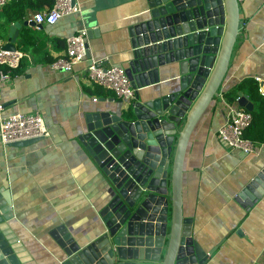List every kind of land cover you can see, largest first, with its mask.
I'll return each instance as SVG.
<instances>
[{
    "label": "crops",
    "instance_id": "1",
    "mask_svg": "<svg viewBox=\"0 0 264 264\" xmlns=\"http://www.w3.org/2000/svg\"><path fill=\"white\" fill-rule=\"evenodd\" d=\"M75 3L95 19L96 34L87 39L86 59L68 73L52 70L50 64L64 56L65 40L86 28L83 13L40 28L30 25L32 11L10 25L0 20L4 46L9 27L19 24L15 46L23 55L0 91L1 115L38 113L47 129L45 137L27 146L3 147L0 142V200L2 194L9 199L7 210L13 216L5 233L18 240L22 264H60L61 249L54 237L59 230L80 246L102 231L98 214L108 187L78 137L85 114L117 110L122 104L109 89L97 88L86 68L90 60L125 68L131 51L129 22L140 6L134 0ZM238 5L240 34L221 97L196 124L183 162V216L190 219L191 235L204 252L216 248L207 264H264V194L249 207V200L238 195L264 169V144H255L254 152L245 154L228 148L217 134L229 110L224 92L256 77L264 89V0H238ZM248 194L251 201L254 195Z\"/></svg>",
    "mask_w": 264,
    "mask_h": 264
},
{
    "label": "water",
    "instance_id": "2",
    "mask_svg": "<svg viewBox=\"0 0 264 264\" xmlns=\"http://www.w3.org/2000/svg\"><path fill=\"white\" fill-rule=\"evenodd\" d=\"M134 1L140 11L129 22L131 51L124 68L134 98L125 106L121 101L117 110L85 114L78 137L108 187L98 214L102 231L80 246L59 230L54 237L60 264H207L216 251H203L183 216V162L192 131L227 75L240 34L238 0ZM82 13L91 39L96 21ZM19 27H9L5 50L16 51ZM236 105L253 111L244 94ZM248 193L254 195L251 201ZM263 194L264 169L238 195L249 207ZM2 198L0 264H22L18 240L5 233L13 216L9 199Z\"/></svg>",
    "mask_w": 264,
    "mask_h": 264
},
{
    "label": "built area",
    "instance_id": "3",
    "mask_svg": "<svg viewBox=\"0 0 264 264\" xmlns=\"http://www.w3.org/2000/svg\"><path fill=\"white\" fill-rule=\"evenodd\" d=\"M11 1L0 0V9ZM80 12V6L77 3L72 4V0H54L53 8L48 12L35 14L32 22L35 25H54L63 16ZM87 39L86 29L79 30L75 35L67 38L64 56L52 62L50 64L51 69L71 72L73 65L86 59ZM22 56L18 51L5 50L4 43L0 40V91L9 80L11 70L19 66ZM86 73L92 82L109 89L119 100L128 102L134 98V90L123 68L118 66L103 67L100 62L90 60ZM254 81L257 83L259 94L264 97V89L261 86L262 80L256 77ZM218 96L221 97V93ZM234 104H228L229 110L226 120L218 130V137L230 149H236L245 154L253 153L255 144L244 137L245 131L252 123V115L245 109L237 107L236 103ZM2 109L0 103V142L3 147L47 135V129L40 114L16 113L3 116L1 115Z\"/></svg>",
    "mask_w": 264,
    "mask_h": 264
},
{
    "label": "trees",
    "instance_id": "4",
    "mask_svg": "<svg viewBox=\"0 0 264 264\" xmlns=\"http://www.w3.org/2000/svg\"><path fill=\"white\" fill-rule=\"evenodd\" d=\"M53 5L54 0H13L3 7L0 20L4 19L5 23L10 25L15 21L23 19L27 11H32L34 15L42 11L44 13L51 10ZM61 47H65V43ZM17 69L18 67L11 70L10 77ZM4 70L6 71L5 68ZM97 88L103 89L101 86H97ZM240 93L247 95L249 101L254 105L253 111L250 112L252 123L245 131L244 137L253 144H264V97L259 94L258 86L254 79H245L224 92L223 98L226 103L234 104Z\"/></svg>",
    "mask_w": 264,
    "mask_h": 264
}]
</instances>
